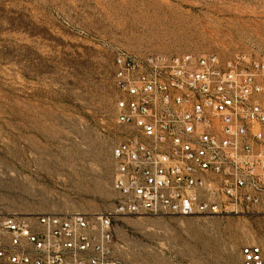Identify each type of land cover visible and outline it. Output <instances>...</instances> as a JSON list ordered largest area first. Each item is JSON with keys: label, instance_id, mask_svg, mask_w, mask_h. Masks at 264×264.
<instances>
[{"label": "rangeland", "instance_id": "rangeland-1", "mask_svg": "<svg viewBox=\"0 0 264 264\" xmlns=\"http://www.w3.org/2000/svg\"><path fill=\"white\" fill-rule=\"evenodd\" d=\"M264 58V0H0V214L115 205L114 55ZM120 264H241L264 214L120 216Z\"/></svg>", "mask_w": 264, "mask_h": 264}, {"label": "built area", "instance_id": "built-area-1", "mask_svg": "<svg viewBox=\"0 0 264 264\" xmlns=\"http://www.w3.org/2000/svg\"><path fill=\"white\" fill-rule=\"evenodd\" d=\"M110 210L0 214V264H120V216L264 214V58L118 50ZM264 264V241L241 248Z\"/></svg>", "mask_w": 264, "mask_h": 264}]
</instances>
